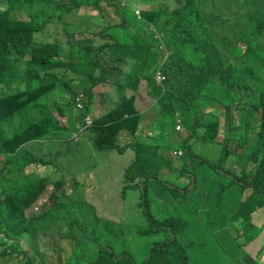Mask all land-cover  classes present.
Listing matches in <instances>:
<instances>
[{"label":"trees","instance_id":"1","mask_svg":"<svg viewBox=\"0 0 264 264\" xmlns=\"http://www.w3.org/2000/svg\"><path fill=\"white\" fill-rule=\"evenodd\" d=\"M82 1L93 3L94 8L99 9L98 15H102V0H7L8 9L0 8V154L6 158L0 168V179L16 171L24 173L34 164H52L44 155L48 152L44 148L46 146L50 151L45 140L54 137L44 139L45 135L57 129H64L68 134L71 132L58 126V119L52 112L56 110L61 115L74 113L78 109L79 91L74 90L72 82L89 79L92 83L82 91L90 96L85 107L79 109L77 119L92 114L93 120L90 124L82 120L85 128L76 129L77 134L81 139H91L94 147L101 151L122 153L128 147L134 149L135 155L127 172L133 174L138 183L143 210L133 222L139 229L153 232L154 236L146 241L150 254L142 263L130 262L131 258L118 248L117 252L109 249L102 237L83 238V245L99 246L97 255L88 264H201L195 254L202 241H193L192 238L191 229L196 224L192 220L194 212L203 211L208 206L206 216L214 215L219 220L226 216L228 220L235 218L236 227L243 229L239 238H243L244 234H251L248 224L255 227L250 214L264 208V0H178L179 8L169 0H154L155 4L141 11V17L133 14L136 17L132 20L133 26L123 15L116 25H110L108 21L96 25L92 31L100 44H104L102 46L94 47L91 45L93 39L76 38L74 30H70V42L66 44L72 45L68 46L71 51L66 56H75L76 61L63 60L62 44L65 43L55 41L56 38L43 41L37 34L46 30L55 17L52 9H58L61 19L64 16L71 18L74 6ZM107 1H118L124 7L128 4L127 0L124 3L121 0ZM134 2L144 5L149 0ZM16 8L23 10L28 18L12 19L8 10ZM34 8L41 12L34 11ZM139 19L145 26L140 27ZM170 32L172 38L161 37ZM161 42L165 43L168 53L161 51ZM110 56L115 58L111 62ZM126 58H136L140 62L142 71L135 85L127 81L122 82L124 86L121 83L124 74L121 64ZM64 67L78 76L59 77ZM96 68L100 70L98 76L94 75ZM159 74L164 78L159 79ZM155 77L156 83L152 82ZM146 86V95L153 98L152 107L147 110L138 103L148 100L147 97L138 99L139 90ZM91 103L96 110L91 109ZM219 105L224 108L221 111L225 116L223 124L220 116L213 113ZM140 110H146V116ZM181 112L189 115L183 117L184 129L179 131H186V136L182 144L185 154L177 156L180 165L177 168L174 160L155 144L147 128H151L160 114L176 123V115L180 116ZM199 128H203L202 134ZM241 129H245L244 135L238 133ZM221 131L224 132L223 141L217 142L216 137ZM60 135L62 138L66 136ZM132 135L139 140L135 144H125L124 140ZM199 135L207 142H217L221 153L211 159L206 153L198 152L192 138ZM71 139L68 142L74 141ZM244 139L246 144L252 145L244 157L249 165L255 163V166L249 169L245 165L236 170L226 167L231 156L230 144H242ZM35 141L34 145L43 142L38 148L43 150L40 156L36 153L38 150L31 147ZM52 141L56 140L49 144L53 145ZM170 147L173 148L172 142H169ZM165 166L174 171V175L188 176L190 172L191 177H188L196 184L192 189L191 182H185L182 187L163 184L162 197L169 200L171 207L161 211L153 209V203L158 199L150 190L155 186L160 191L161 184H149L159 180L157 171ZM48 175L38 181L29 176L21 179L18 176L6 188L7 196L0 198V234H3L0 236V260L11 256V264H23L24 261L25 264H47L46 257L42 261L34 255L35 241L27 238L25 229L33 226L41 232H51L58 221L60 230L62 220H66L62 210L55 207L29 222L27 209L49 188ZM54 182V190H49L50 196H46V200L52 202L63 185L62 181ZM142 182L145 192L141 188ZM210 184L215 185L218 193L214 205L213 197L207 193L212 188ZM249 188L252 193L242 200L244 191ZM127 189L124 186V196ZM220 190L228 197L225 198ZM19 191L26 193L21 206L13 201ZM254 192H259L261 197L254 196ZM237 195L243 205L234 207V196ZM227 199L233 207L230 212L225 205ZM12 213L19 214L12 217ZM228 220L223 223L227 224ZM226 227L231 236L230 228ZM18 236L24 238V245L17 241ZM244 245V242L240 244L242 251ZM22 247L27 251L21 259ZM66 249L71 251L69 243L58 254H63ZM263 254L264 250L257 258L247 256L241 264H259ZM229 258H234L231 250ZM57 264L64 263L59 261Z\"/></svg>","mask_w":264,"mask_h":264},{"label":"rangeland","instance_id":"2","mask_svg":"<svg viewBox=\"0 0 264 264\" xmlns=\"http://www.w3.org/2000/svg\"><path fill=\"white\" fill-rule=\"evenodd\" d=\"M124 1L125 0H121L122 3H124ZM166 1L168 0H165V2ZM169 1L177 6V8L181 7L178 5V0ZM127 2V6L124 7L118 4V1L108 2L107 0H102L101 16L98 15L99 9H95L93 3L86 1H82L77 6H74L71 18L64 16L61 19L58 17V9H52L55 17L48 24V28L41 34L37 35L43 41H51L56 38L55 41L65 43L62 44V59L76 61L75 56H73V58L66 56V54H69L71 51L68 46L72 45L66 44L68 41L70 42V30H74V37L93 39L94 44L91 45L99 47L104 44H100V41L98 40L99 38L92 29L100 24L101 21H108L110 25H116V22H121L123 15L130 20V25L133 26L134 24L132 20L136 18L133 14H137L143 9L155 4L154 0H149V2L144 4L146 6L136 3L134 0H127ZM0 8L2 10L8 9L7 0H0ZM8 11L12 19L28 18L21 9H9ZM34 11L41 12L39 8H34ZM139 25L140 27L145 26L142 19H139ZM113 29L114 28H111V30ZM112 34H114V32H112ZM161 37L163 39L172 38L173 34L170 32L161 35ZM161 44H164V47H160L161 51L164 54L168 53L169 50L165 47V43L161 42ZM91 54L95 58V54ZM111 59L115 58L110 56L109 62H111ZM121 67L124 72L121 83L127 81L130 85H135L136 82H139L142 69L140 62L136 58H126V61L121 64ZM99 74L100 70L96 68L94 70V75L98 76ZM70 75L78 76L68 67H64L59 77L66 78ZM152 82H157L156 77ZM91 83L92 81L89 79H81L78 80V82L75 80L72 82V85L75 86L74 90L79 91V99L77 100L78 109H76L74 113H65V115H61L56 110L52 112V115L58 119V126L71 130L70 136H68L70 133L68 134L64 129H57L56 132L51 131L45 135L44 139L51 135L54 137L45 140L47 141L45 144L49 146L50 151L48 147L45 146L44 148V150L48 151L44 155L50 158L52 164H34L28 167L24 173L16 171L14 174L0 179V198L3 199L7 196L5 193L6 188L14 183V179L18 176L20 179L29 176L31 180L38 181L49 174V188L45 189L44 194L36 200L31 208L27 209L26 213L29 215V222H33L55 207L62 210L66 216V220H62L60 230H58V221L52 226L51 232H41L36 230L33 226L29 229H25L27 238H32L35 241L34 255L38 260L43 261L46 257L47 264H57L59 261H62L64 264L68 262L71 264L91 263L93 261L92 257L98 253L99 246L94 244L89 246L83 245L81 239L87 237H102L109 249L112 248L113 251L117 252L118 248L123 255L131 258L130 262L142 263V261L147 259L150 254L146 241L152 238L154 233L143 231L137 227V223L133 222V225L131 222L136 220L138 215L142 214L143 210V206L140 205V190L136 186L138 183L134 181V175L127 172V168L133 161L135 155L134 149L128 147L122 153L117 150L101 151L94 147L91 139H81L77 134L76 129L82 130L85 128L82 124V120L85 121L86 124H90L93 120L92 114L83 116L82 120L77 119L79 109L85 107L86 99L90 96L88 92L84 93L82 89ZM142 83H144V81ZM122 85L124 86V83H122ZM146 90L147 86L145 88L142 87L141 91L139 90V100L144 97L148 98L147 101H138L139 105H143L140 106L143 109L151 108L153 103V98L146 95ZM79 104L82 106H79ZM91 109L96 110V107L92 103ZM223 109L224 108L219 105V108L213 110V113L220 116V122L222 124L225 122V116L221 114ZM146 110H140L143 112L142 114L144 116H146ZM185 115H189V113L181 112L180 116L176 115V119H181L182 126H184L183 117ZM183 129L184 128L178 130L175 120L171 121L169 118L164 117L163 114H160L157 117L156 121L151 125V128H147V132L149 131V133H152L155 144H159L163 153H166L168 157L174 160L173 164L177 168L180 167L178 163L179 159L177 157L180 156V154L178 152L175 153L174 151H181L185 154L182 149V144L185 140L186 131L179 132ZM150 130H152V132ZM198 130L200 134H202L203 128H199ZM244 130L245 129H241L238 133L244 135ZM60 133L66 136L62 138ZM133 135L125 139L124 143L127 144L133 142L135 144L139 139L134 138ZM250 136H253V133H251ZM71 138H74V141L68 142V140H72ZM223 138L224 132L221 131L217 140L222 141ZM51 140H56L55 142L52 141L53 145L49 144ZM192 140L194 142L196 141V144L194 145L195 149L198 152L206 153L207 157H210L211 159L216 157L215 154L221 153L220 145L215 143L204 144L206 141L201 135L192 138ZM169 142H172L173 148H168ZM34 143H36V141L31 144V147H35V149L38 150V152H36L38 156L42 155L43 153L41 152L43 150L38 148H40V143L42 146L43 142H40L37 145H34ZM230 148H234V153L227 159L225 163L226 167L236 170L242 169L245 165H247L249 169L255 166V163L249 165L248 159L244 157L246 151H248L245 149L246 147L244 145L237 146L236 143H231ZM248 148L249 151H251L252 145H249ZM5 159V156L0 154V168ZM189 164L190 163L188 162L187 165ZM188 170L192 171L191 169ZM188 173L189 174L187 175L191 177L190 172ZM188 176L182 174L174 175V171H171L167 166L158 170L157 178L159 180L155 183L149 184V186L157 185L158 183L161 184L160 191L157 190L155 186L150 187L151 193L158 199L153 203V209L167 211L171 207L168 203L169 200L162 197L163 184H176L180 185L179 187H182L185 182H191ZM192 177L194 179L193 175ZM56 180L62 181L63 185L58 189V194L56 195L54 202H52L48 199L46 200V196H50L49 190H54V181ZM191 184L192 186L191 188L189 187L190 189H192L196 183L193 181ZM124 186L128 187L125 196L122 194ZM209 186L212 188L208 190L207 193L213 197L212 202L214 205L216 200H218V193L216 192L214 184H210ZM221 193L224 194L225 198L228 197L226 192L221 191ZM251 193L252 189H246L242 200L248 198ZM17 195L18 196L13 200L14 204L21 206L23 205V197L26 193L23 191L22 194L21 191H19L17 192ZM254 196L261 197V194H259V192H254ZM238 197L239 195L234 196V207L243 205L238 201ZM8 203H10V201H7V204ZM225 205L227 211L230 212L233 209L229 203V199L225 201ZM248 206L250 208L254 207L251 205ZM207 207L198 213L194 212V217L192 219L196 222L191 229L194 233L192 237L193 241H202L198 247L199 250L195 254L201 264H239L241 261H244L247 256H253L256 258L259 255V251L264 250V208H258L250 214L251 221L255 224V227H251V225L248 224V227L251 228V230L249 229L251 234H244L243 238H239L243 229L241 227H236L235 218L228 220V216H226L223 220H219V218L214 215L206 216L205 212ZM248 211H250V209ZM171 212L174 213V210L171 209ZM18 214L14 215L12 213V217L17 216ZM226 220H228V223H223ZM48 221L51 222L52 219H48ZM226 225L230 228V234L234 238L228 235ZM256 235L258 236L256 237ZM0 236H3V234H0ZM252 237L256 238L249 240ZM227 238L231 241H228ZM217 239H220L219 243H217ZM22 240H24V238L20 236L17 237V241L22 242ZM243 242L245 244L244 251H242L240 247V244ZM68 243L70 244L71 251L66 249L63 254H58V252L63 249L64 245ZM228 244L232 245L225 246ZM21 249L22 259L27 250H25L26 247H22ZM230 250L233 253L234 258H229ZM243 252H245V255H243ZM221 255L223 256L220 258ZM11 258L13 259L11 256L1 259L0 264H11ZM102 259L103 261L105 260V255ZM260 259L264 260V254ZM23 264H25V261ZM261 264H264V262L261 261Z\"/></svg>","mask_w":264,"mask_h":264},{"label":"clouds","instance_id":"3","mask_svg":"<svg viewBox=\"0 0 264 264\" xmlns=\"http://www.w3.org/2000/svg\"><path fill=\"white\" fill-rule=\"evenodd\" d=\"M137 15H138L139 17H141V12L137 13ZM161 47H164V44H161ZM77 99H79V97H78ZM177 119H178V118H177ZM183 128H184V126H183ZM178 130H179V129H178ZM217 137H218V136H217ZM217 137H216V138H217ZM62 140H66V139H62ZM222 141H223V140H222ZM222 141H218V140H217V142H222ZM217 142H216L215 144H218ZM206 143H207V144H213L214 142H212V141H208V142H207V141H206ZM235 143H236L237 146H242V145H244V146L246 147L245 149L248 150V151H246V154H248V153L250 152V151H249V148H248V147H249V144H246V143H245V139H244V142H242V144H239L238 142H235ZM230 150H231L230 153H231V155H232V154L234 153V148H230ZM175 151H176V150H175ZM175 151H174V152H175ZM180 152H181V151H180ZM176 153H177V152H176ZM179 154H182V152L179 153ZM246 154H245V155H246ZM131 222H132V224H133V221H131ZM22 243H23V245H24V240H22ZM256 258H257V257H256Z\"/></svg>","mask_w":264,"mask_h":264},{"label":"built area","instance_id":"4","mask_svg":"<svg viewBox=\"0 0 264 264\" xmlns=\"http://www.w3.org/2000/svg\"><path fill=\"white\" fill-rule=\"evenodd\" d=\"M158 78L161 79V78H164V76H162V75L159 74V75H158ZM79 106H82V105L79 104ZM176 123H177V128H178V129L183 128V126H182V121H181L180 118L177 119V122H176ZM176 152L181 153L180 151H175V153H176Z\"/></svg>","mask_w":264,"mask_h":264},{"label":"crops","instance_id":"5","mask_svg":"<svg viewBox=\"0 0 264 264\" xmlns=\"http://www.w3.org/2000/svg\"><path fill=\"white\" fill-rule=\"evenodd\" d=\"M259 211H260V209H259ZM256 213H257V212H256ZM261 251H262V250H260L259 253H260ZM252 257H253V256H252ZM253 258H254V257H253ZM261 261L264 262V260H261V259H260V261H259L260 263H259V264H261ZM241 262H242V261H241ZM241 262H240L239 264H241Z\"/></svg>","mask_w":264,"mask_h":264},{"label":"water","instance_id":"6","mask_svg":"<svg viewBox=\"0 0 264 264\" xmlns=\"http://www.w3.org/2000/svg\"><path fill=\"white\" fill-rule=\"evenodd\" d=\"M141 185H142V190H143V192H145V189H144V184H143V182L141 183ZM192 186V185H191Z\"/></svg>","mask_w":264,"mask_h":264}]
</instances>
